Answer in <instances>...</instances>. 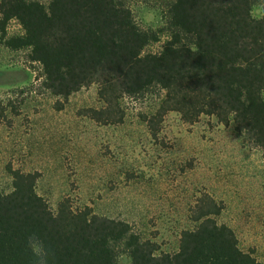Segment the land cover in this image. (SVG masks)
Listing matches in <instances>:
<instances>
[{"label":"trees","instance_id":"trees-1","mask_svg":"<svg viewBox=\"0 0 264 264\" xmlns=\"http://www.w3.org/2000/svg\"><path fill=\"white\" fill-rule=\"evenodd\" d=\"M168 13L170 38L156 54L144 53L156 35L142 30L120 0H51L47 7L0 0V35L11 20L19 23L23 33L5 45L29 50L52 96L67 100L97 85L102 107L80 111L96 122L122 123L120 99L157 86L164 97L144 119L153 138L168 113L187 124L215 117L233 124L264 158V11L253 18L250 0H173ZM8 173L12 190L0 194V264H31V231L54 249V264H116L113 245L126 238L130 264H261L239 248L231 228L217 223L223 204L206 193L189 210L195 227L181 233L175 253L164 254L129 235L127 223L74 209L67 198L51 211L36 193L37 172Z\"/></svg>","mask_w":264,"mask_h":264},{"label":"rangeland","instance_id":"rangeland-1","mask_svg":"<svg viewBox=\"0 0 264 264\" xmlns=\"http://www.w3.org/2000/svg\"><path fill=\"white\" fill-rule=\"evenodd\" d=\"M26 1L47 7L51 0ZM120 1L142 30L157 37L144 53H158L170 38L173 0ZM250 1L252 17L261 18L264 0ZM22 33L11 20L6 36L0 35V194L12 190L8 168L37 172L36 193L51 211L67 198L74 209L88 207L127 223L129 235L154 243L157 253L173 254L181 233L196 225L189 210L206 193L223 204L217 223L231 228L239 248L264 264V158L233 124L207 116L187 124L171 112L153 138L144 119L164 97L157 86L120 99L122 123L96 122L80 111L102 107L97 85L67 100L52 96L29 50L5 45ZM127 239L113 245L116 264H130Z\"/></svg>","mask_w":264,"mask_h":264},{"label":"clouds","instance_id":"clouds-1","mask_svg":"<svg viewBox=\"0 0 264 264\" xmlns=\"http://www.w3.org/2000/svg\"><path fill=\"white\" fill-rule=\"evenodd\" d=\"M26 249L31 257V264H54V249L39 231L27 234Z\"/></svg>","mask_w":264,"mask_h":264}]
</instances>
